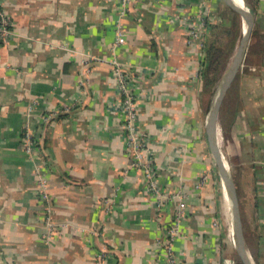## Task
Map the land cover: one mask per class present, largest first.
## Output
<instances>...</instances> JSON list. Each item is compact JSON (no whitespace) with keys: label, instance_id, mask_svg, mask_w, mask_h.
Returning a JSON list of instances; mask_svg holds the SVG:
<instances>
[{"label":"crops","instance_id":"obj_1","mask_svg":"<svg viewBox=\"0 0 264 264\" xmlns=\"http://www.w3.org/2000/svg\"><path fill=\"white\" fill-rule=\"evenodd\" d=\"M202 3L132 0L122 12L120 0H3L12 26L0 36V264H96L100 253V264H166L180 202L176 264H233L230 206L205 132L213 97L203 90ZM210 3L214 18L220 0ZM253 27L264 34V0ZM258 45L254 54L251 37L235 79L241 109L227 130L219 125L225 158L239 177L253 176L248 242L253 263L264 264V40ZM113 59L130 76L147 157L169 192L159 207L131 165ZM27 128L34 155L23 149ZM37 164L46 166L49 204Z\"/></svg>","mask_w":264,"mask_h":264},{"label":"built area","instance_id":"obj_2","mask_svg":"<svg viewBox=\"0 0 264 264\" xmlns=\"http://www.w3.org/2000/svg\"><path fill=\"white\" fill-rule=\"evenodd\" d=\"M131 1L132 0H120L122 5V12L127 10L128 4ZM2 4L3 0H0V36L2 38H7V36L11 33L12 21L10 20L6 12L2 9ZM207 19L209 20L208 15ZM202 26L206 31L210 29V25L207 21L205 22V24L203 22ZM190 34L191 36L197 37L199 36V31L197 28L192 26ZM124 40L125 32L121 24L117 23L115 43L121 44L124 42ZM203 45L204 41H202V46ZM110 61L112 64L113 73L115 75L117 88L119 89V92L121 94L120 107L124 116L126 141L128 146H130L133 150V159L131 165L140 167L142 169L149 191L154 194L156 204L159 207L169 197V192L160 188L155 176V168L151 160L147 157L146 152L148 137L143 131H141L137 123L138 112L136 97L131 90L130 76L122 67L120 62H118L116 59ZM23 149L27 154L30 155H34V153H37L39 150L29 128L25 129L23 133ZM45 167L46 166L44 165L37 164L35 167V171L37 174V184L39 187L40 198L43 202H45V204H49L50 195L47 189L48 177L46 175V171L44 170ZM108 200V198H105L103 201L107 204L109 202ZM183 211L184 202H180V204L178 205V210L171 220V224L167 228V236L163 243L165 247L166 264H176L172 252V242L176 235L179 233V225L181 217L183 215ZM102 258L103 254L100 253L96 258V264H100Z\"/></svg>","mask_w":264,"mask_h":264},{"label":"water","instance_id":"obj_3","mask_svg":"<svg viewBox=\"0 0 264 264\" xmlns=\"http://www.w3.org/2000/svg\"><path fill=\"white\" fill-rule=\"evenodd\" d=\"M236 3L237 0H220L216 15L217 20L215 22L217 25L222 24L223 19L230 11L234 13L237 11ZM241 4V17L245 21L246 31L244 32V36H242L241 42L237 44L233 55H231V52L228 50L226 51L228 55L226 70L219 83L218 90L208 108L205 119V132L214 168L220 178L221 184L229 202L231 224L232 228L234 229L233 233L236 241L235 250L238 259L241 264H254L249 248L248 232L244 222L237 186L229 169L228 161L219 146L217 137L220 109L225 96L234 84L240 66L244 64V62H242L240 59V51L241 48H244L249 44L251 31L254 25L253 15L245 7L243 0H241ZM226 37L227 36L224 35L225 39Z\"/></svg>","mask_w":264,"mask_h":264},{"label":"trees","instance_id":"obj_4","mask_svg":"<svg viewBox=\"0 0 264 264\" xmlns=\"http://www.w3.org/2000/svg\"><path fill=\"white\" fill-rule=\"evenodd\" d=\"M245 7L251 12V14L255 15L256 11V2L257 0H243ZM201 21L205 22L207 21V14L205 13L201 17ZM242 24V17L240 14L236 11L235 13L230 11L228 15L223 19V22L221 25H217L216 23L212 24L210 26V34L211 32H217L219 34L226 35L229 38V42L227 44V47L224 48L222 46H219L216 44V39L207 40L204 41L203 45V61H202V76L204 77V93L209 95V101L214 96V93L219 85V76L221 77L224 73V69L227 62V53L226 49L231 52L233 49L234 43H237V39L240 35V29ZM251 37L253 40H255V48L253 49L254 54L258 53L261 49L258 45V41L264 40V34L256 32V29H252L251 31ZM249 55V45L248 49L244 58L245 60L248 58ZM237 82V81H236ZM238 82L235 86L231 87L227 95L225 96L221 109H220V115H219V122L221 124V127L224 131V129L227 130L232 123L234 122V119L238 113V111L241 109L242 103L241 98L238 95ZM227 124V125H226ZM227 126V128H226ZM225 130V131H226ZM251 168V167H250ZM232 176L235 180L238 193H241L243 201L242 208L244 215L247 219V225L249 230V237L252 238L254 234V229L252 227L251 219H252V213L253 209H250V205H253L252 201V193H253V182L251 180L253 179L252 175H245L244 177L237 174L238 170H235L232 168ZM246 184H250L249 189L247 188ZM233 264H241V262L238 259V256H234Z\"/></svg>","mask_w":264,"mask_h":264},{"label":"rangeland","instance_id":"obj_5","mask_svg":"<svg viewBox=\"0 0 264 264\" xmlns=\"http://www.w3.org/2000/svg\"><path fill=\"white\" fill-rule=\"evenodd\" d=\"M202 4H204V7H206L205 8V10H204V12L203 13H206L207 15H208V17H209V20L207 19V22L209 23V25L211 26L212 25V21L214 20L215 22H216V20H217V18H216V16L213 18V16L211 15V3H210V0H203V3ZM184 19H186V18H184ZM187 20V19H186ZM201 24H203V22H199V25H201ZM243 28H244V22H243V20H242V24H241V29H240V35H239V38H240V36H241V34H242V31H243ZM205 34H207V31L206 30H204V28H203V32H202V34H201V37L200 38H202V41H204V38H205ZM229 38L230 37H226V39L224 38V35L222 34H219V33H217V32H211V34H210V36L208 37V39L207 40H212V39H216V44L217 45H219V46H222V47H224V48H226L227 47V44H228V42H229ZM239 38L237 39V43H238V40H239ZM250 40H251V36H250ZM237 43L235 42L234 43V46H233V49L231 50V55H233V53H234V51H235V48H236V46H237ZM226 51H227V49H226ZM225 70H226V66H225V69H224V72H225ZM224 74V73H223ZM223 76V75H222ZM222 76L220 77L219 76V83H220V81H221V79H222ZM236 81H234V84H233V86H235L236 85ZM219 86V85H218ZM232 86V87H233ZM217 90H218V87H217V89H216V91H215V93H214V96H215V94H216V92H217ZM214 96H213V98H214ZM217 137H218V140H219V146H220V148L222 147V133H221V127H220V125L218 126V130H217ZM224 154V153H223ZM226 157V156H225ZM228 165H229V169H230V171H231V173H233L232 171V167H231V165H230V163L228 162ZM229 217H230V219H231V213H230V210H229ZM243 217H244V222H245V225H246V230H247V232H248V239H249V230H248V225H247V219H246V217H245V215L243 214ZM229 219V220H230ZM232 225V224H231ZM231 225H230V221H229V232H230V235H229V240H230V243H232L233 242V238H232V231H231ZM232 245V244H231ZM234 254V256H236V252H234L233 253ZM252 257V256H251ZM253 258V257H252ZM254 260V259H253Z\"/></svg>","mask_w":264,"mask_h":264},{"label":"bare ground","instance_id":"obj_6","mask_svg":"<svg viewBox=\"0 0 264 264\" xmlns=\"http://www.w3.org/2000/svg\"><path fill=\"white\" fill-rule=\"evenodd\" d=\"M241 5H242L241 4V0H237L236 8H237V12L240 14V16H241V11H242V6ZM242 20H243V18H242ZM243 22H244V28H243L242 34H241V36H240V38L238 40V43L241 42L242 36H244V32L246 31L245 21L243 20ZM248 45L245 46L244 48H241V51H240V59H241L242 62H244V58H245V55H246V52H247V49H248ZM226 198H227V196H226ZM231 231L234 232V229L232 228V225H231ZM232 238H233V244L235 246L236 241H235V238H234V233H232Z\"/></svg>","mask_w":264,"mask_h":264}]
</instances>
